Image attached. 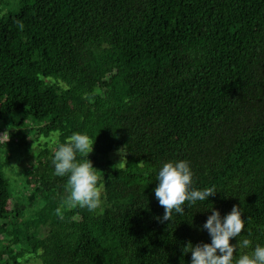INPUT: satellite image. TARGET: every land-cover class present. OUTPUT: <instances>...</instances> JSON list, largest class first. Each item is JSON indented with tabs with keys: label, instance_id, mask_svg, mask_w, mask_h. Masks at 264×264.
<instances>
[{
	"label": "trees",
	"instance_id": "1",
	"mask_svg": "<svg viewBox=\"0 0 264 264\" xmlns=\"http://www.w3.org/2000/svg\"><path fill=\"white\" fill-rule=\"evenodd\" d=\"M0 121L48 139L19 172L25 201L0 190V264H190L209 210L234 205L264 245V0H20L0 14ZM74 132L95 141L103 214L66 205L53 174ZM177 159L216 193L161 222L156 172Z\"/></svg>",
	"mask_w": 264,
	"mask_h": 264
},
{
	"label": "clouds",
	"instance_id": "2",
	"mask_svg": "<svg viewBox=\"0 0 264 264\" xmlns=\"http://www.w3.org/2000/svg\"><path fill=\"white\" fill-rule=\"evenodd\" d=\"M94 142L87 133L74 132L66 142L57 143L51 162L55 176H67L64 203L100 215L105 210L106 196L103 193L105 185L88 159ZM118 151L122 157L126 155L121 149ZM77 154L87 159L78 161ZM193 178L194 172L187 159L161 164L156 172L158 183L154 188L155 198L164 208L163 216L158 217L161 222L171 221L173 214L183 215L186 201L191 206L198 201H208L216 193L214 187L193 188ZM209 211L211 214L201 230L207 231L210 242L195 245L189 242L183 249L185 254L191 253L190 264H264V245L253 247L250 239L240 238L242 230L245 231V220L239 207L234 205L223 216L215 208ZM234 238L236 242L230 243Z\"/></svg>",
	"mask_w": 264,
	"mask_h": 264
},
{
	"label": "rangeland",
	"instance_id": "3",
	"mask_svg": "<svg viewBox=\"0 0 264 264\" xmlns=\"http://www.w3.org/2000/svg\"><path fill=\"white\" fill-rule=\"evenodd\" d=\"M19 6L20 0H0V14L16 12ZM4 124L5 123L3 121H0V135H2L0 136V169L7 179V182L2 187H0V190L7 189L10 192L11 199H8L5 203L6 207L10 209L14 201H25L24 196L27 195L29 193L28 190H30V187L25 186L23 177L19 173L20 170L23 168H27L33 164L41 148L40 144L45 143L48 139L42 134L36 140L37 136L35 135L34 131L29 130L30 122H26L24 128H22L20 132L17 131L18 128L13 127L15 135L14 140H12V127L10 126L11 124L9 122L7 125ZM42 130L43 129L41 128V132ZM22 135L23 139L26 141V143H28L27 145L23 144L24 148H21L17 142ZM51 136L54 135L52 134ZM52 143H55L54 138L52 140ZM25 146H27V149L25 148ZM111 158L119 162L123 161V157L119 154V151L113 153ZM34 207L36 208V206ZM30 209L31 208L26 209L24 217H29L32 215ZM21 264L39 263L32 256L25 255L21 260Z\"/></svg>",
	"mask_w": 264,
	"mask_h": 264
}]
</instances>
